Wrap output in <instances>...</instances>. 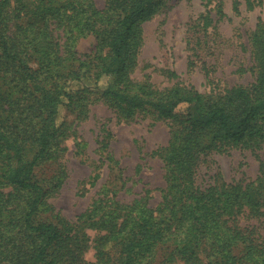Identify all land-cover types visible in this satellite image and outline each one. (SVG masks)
<instances>
[{
	"label": "trees",
	"instance_id": "16d2710c",
	"mask_svg": "<svg viewBox=\"0 0 264 264\" xmlns=\"http://www.w3.org/2000/svg\"><path fill=\"white\" fill-rule=\"evenodd\" d=\"M160 3L106 0L99 9L92 0H0V264H109L114 247L120 264H152L164 246L169 250L165 261L180 256L186 264H264V238L241 224L245 214L264 215V164L261 176L245 184L200 188L194 183L201 154L225 143L264 139V23L257 24L255 33L260 70L253 89L231 88L213 100L177 89L157 99L97 84L77 93L65 90L67 80H83L84 66L96 58V80L104 74L124 75L141 22ZM90 33L96 35L97 47L90 61L81 60L76 40ZM58 37H64L63 43ZM93 92L125 118L146 109L162 118L175 115L182 127L161 148L168 180L161 205L149 207L144 196L143 203L139 199L127 206L114 200L113 193L111 222L99 238L111 247H98L95 260L88 261L81 255L84 237L78 223L35 219L46 190L33 172L64 135L56 121L61 103L51 97L64 95L69 109L79 103L82 112ZM182 103L193 105L197 114L188 110L177 116ZM28 148L33 151L24 160ZM200 249L207 250V261L199 257Z\"/></svg>",
	"mask_w": 264,
	"mask_h": 264
},
{
	"label": "rangeland",
	"instance_id": "374dc122",
	"mask_svg": "<svg viewBox=\"0 0 264 264\" xmlns=\"http://www.w3.org/2000/svg\"><path fill=\"white\" fill-rule=\"evenodd\" d=\"M92 1L99 9L106 6V0ZM258 23H264V0H161L141 22L133 58L124 75L104 74L96 80V58L94 64L87 62L84 66L88 72L83 80H67L65 90L77 93L97 84L100 89L112 87L130 95L159 98L177 89L196 91L213 100L231 88L253 89L260 70L255 43ZM58 38L63 43L64 37ZM76 41V55L90 61L97 47L96 35L78 36ZM51 100L61 103L56 121L63 126L64 135L58 145H52L48 157L35 166L33 177L46 190L35 219L78 223L84 237L81 255L93 261L98 247H111L99 238L111 222L113 193L114 200L127 206L139 199L143 203L144 196L149 207L163 202L168 180L162 149L176 131L180 135L181 122L175 115L162 118L146 109L125 118L100 92L88 94L82 112L79 103L69 109L64 95L52 96ZM188 110L197 114L195 107L186 103L180 104L175 113L179 116ZM32 151H24L23 159ZM263 164L264 139H251L247 145L225 143L199 156L194 183L207 188L256 181ZM28 198L26 194L25 202ZM52 212L59 216L53 217ZM81 213L84 216L79 218ZM241 224L254 227L259 240L264 238V215L245 214ZM240 249L236 247L235 252ZM158 251L152 264H186L180 256L162 259L168 256L165 246ZM207 254V250H199L203 261L208 260ZM118 257L119 250L114 247L109 264H120Z\"/></svg>",
	"mask_w": 264,
	"mask_h": 264
}]
</instances>
